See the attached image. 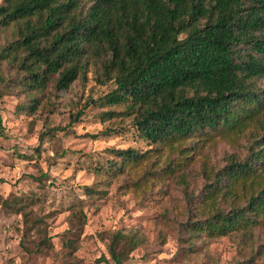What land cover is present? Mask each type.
<instances>
[{"label":"rangeland","instance_id":"obj_1","mask_svg":"<svg viewBox=\"0 0 264 264\" xmlns=\"http://www.w3.org/2000/svg\"><path fill=\"white\" fill-rule=\"evenodd\" d=\"M18 38L16 24L0 21V264H118L111 251L117 232L142 236L122 264H264V225L218 236L192 231L208 175L231 153L245 157L264 132L219 134L197 150L193 139L175 148L149 143L131 116L103 114L123 105L92 101L114 86L101 60L91 57L67 88L57 87L58 71L35 88L22 49L17 56L6 50ZM257 84L264 88V76ZM127 147L150 157L113 172L116 149ZM85 185L102 192L90 195Z\"/></svg>","mask_w":264,"mask_h":264},{"label":"trees","instance_id":"obj_2","mask_svg":"<svg viewBox=\"0 0 264 264\" xmlns=\"http://www.w3.org/2000/svg\"><path fill=\"white\" fill-rule=\"evenodd\" d=\"M0 17L18 27V40L6 50L17 56L22 49L32 87L44 88L58 71L57 87L67 88L91 57L101 60L114 86L92 101L123 105L103 114L131 116L149 143L175 148L193 139L197 150L219 134L264 132V88L257 84L264 76V0H3ZM249 147L245 157L231 153L208 175L192 231L218 236L264 225V140ZM187 149H180L183 161ZM116 152L113 172L150 157L135 147ZM140 242L138 232H117L113 258L122 264Z\"/></svg>","mask_w":264,"mask_h":264}]
</instances>
